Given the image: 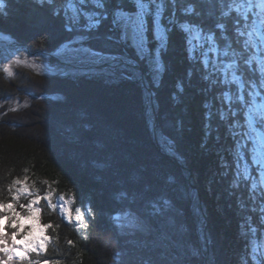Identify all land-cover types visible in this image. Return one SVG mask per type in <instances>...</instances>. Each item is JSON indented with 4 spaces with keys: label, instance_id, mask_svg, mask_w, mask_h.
<instances>
[{
    "label": "trees",
    "instance_id": "trees-1",
    "mask_svg": "<svg viewBox=\"0 0 264 264\" xmlns=\"http://www.w3.org/2000/svg\"><path fill=\"white\" fill-rule=\"evenodd\" d=\"M141 4L147 5L142 30L148 51L143 55L121 23H113L117 12L136 15ZM6 5L8 16L0 18V32L15 41L0 39V60L24 46L41 54L48 65L64 67L54 53L79 37L83 38L79 47L102 53L105 60L119 57L139 64L153 92L162 152L187 166L195 184L192 188L188 171L155 145L148 94L129 66L123 64L110 72L44 73L41 77L19 70L12 83L0 82V177L9 168L15 169L12 176L23 175L22 169L27 167L30 178L56 180L54 196L71 192L73 214L80 207L87 222L86 228L77 220L69 222L58 208L47 215V202L41 200V224L48 220L59 224L55 233L48 230L56 240L39 255L41 264H115L121 246L109 221L120 213L143 217L158 233L167 231L164 217L175 214L174 233L184 227L192 234L194 240L189 238L194 246L196 226L204 224L194 213L197 192L208 215L211 262L239 264L240 258V264H255L253 248L257 254L264 252V185L253 191L252 181L237 175L238 164H243L238 152L250 164L252 142L243 135L249 131L246 125L233 128L230 124L235 120L222 116L228 112V101L223 103L222 95L228 92L235 97L240 88L235 83L221 85L211 68V61L232 63L233 53H241L235 57L240 71L236 75L243 73L246 98L252 85L264 95L260 87L264 44L259 35L248 44L247 33L239 35L237 29L246 32L251 28H244L233 0H228V7H222L221 0H86L83 4L80 0H52L51 4L47 0L43 4L6 0ZM74 9L80 13L78 23L72 18L77 15ZM229 9V17H223ZM85 11L98 12L101 18L107 13L108 19L85 30L89 23ZM159 11L164 41L154 36ZM198 34L211 40L200 41L202 50L192 53L189 39ZM247 59L250 65L244 63ZM25 94L31 106L8 111L10 101ZM233 106L243 111L238 102ZM256 131L264 132V125H257ZM253 175L258 181L255 169ZM10 179H0V184ZM38 186L43 196L45 186ZM15 209L24 216L20 206ZM12 219L15 217H9L8 223ZM22 235L17 233L16 238ZM68 239L73 241L71 245Z\"/></svg>",
    "mask_w": 264,
    "mask_h": 264
},
{
    "label": "clouds",
    "instance_id": "clouds-1",
    "mask_svg": "<svg viewBox=\"0 0 264 264\" xmlns=\"http://www.w3.org/2000/svg\"><path fill=\"white\" fill-rule=\"evenodd\" d=\"M36 2L43 4L44 0H36ZM47 2L51 4L52 0H47ZM6 6V0H0V18L8 16L5 11ZM0 39L9 40L10 42L15 41L13 36L2 32H0ZM43 69V56L39 53L29 52L26 47L20 46L5 59L0 60V82L4 84L12 83L17 79L19 70L32 77H41L44 75ZM2 104L3 102H0V105ZM30 106L31 99L28 94H25L22 99L19 97L12 99L8 111L17 112L21 109H28ZM0 115H3V113H0ZM14 171V168H9L4 176L0 177V179H4L11 176L9 182L0 184V264H41L39 255L47 250L50 241L56 240L55 236L48 234V230L51 229L55 233L59 228V224H55L52 220L41 224L42 208L37 205L40 204L43 197L49 210L47 215H51L57 209L58 205L53 200L54 195L57 194V189L53 185L57 181L39 176L30 178L27 174L29 172L27 167L22 169L24 174L20 176H12ZM38 184L45 186L43 196L39 194L41 188ZM57 198L60 201V213L64 215L65 219L69 222L77 220L81 226L86 228L87 222L84 220L80 207H76L75 214H73L71 208V205L75 202L73 194L61 191ZM25 204H27L26 208L24 207ZM17 205L24 212V216L16 211L15 206ZM9 217H15V219L8 223ZM17 223L20 227L16 228V231H12ZM261 223L264 224V218H262ZM5 224L8 225L7 231L4 227ZM25 224H31L32 228L17 239V232L22 230ZM72 243L71 239L67 240V244L71 245ZM13 245L21 247H13ZM244 255H247V252ZM251 256L255 264H264V252L255 253L254 259L252 251ZM52 264H62V262L53 261Z\"/></svg>",
    "mask_w": 264,
    "mask_h": 264
},
{
    "label": "snow or ice",
    "instance_id": "snow-or-ice-1",
    "mask_svg": "<svg viewBox=\"0 0 264 264\" xmlns=\"http://www.w3.org/2000/svg\"><path fill=\"white\" fill-rule=\"evenodd\" d=\"M80 2L86 3V0H80ZM95 3V0H93ZM139 3V0H138ZM222 7H228V0H221ZM233 4L235 6L236 13H238L239 18L244 21V28L249 29L251 31H244L242 29H237L240 36H244L247 33L248 43L253 42V37L259 35V41L261 44H264V0H240V3H235L233 0ZM140 11L136 14V19L134 20L131 14L127 12H117L116 19L113 23H121L124 28L131 29V39L134 44L140 45L144 47V51H148L146 47V34L142 30V25L146 23L145 12H147V5H140ZM191 11V9H189ZM229 11H224L222 13L223 17H229ZM74 12L77 13L75 15L74 20L79 22V10L74 9ZM83 16L88 20V24L86 25L85 30H92L95 27H98L102 20H107V13L103 14L101 18V14L98 12H83ZM161 11L156 13L154 19V36L158 40H165V31L160 24ZM182 28H187L186 25H181ZM219 27L223 28L224 25H219ZM189 32L192 30L189 29ZM83 38H76V40L71 41V44H64L60 48L56 50L54 53L55 56L60 57L63 55L65 49L71 47L74 44H82ZM211 40V37H203L201 35H197L191 39H189V44L191 48L190 52L196 53L197 51L202 50V46L199 44L200 41ZM259 46V45H256ZM76 52H84L89 54L91 57H101L103 54L95 51H91L88 48H74L72 49ZM241 53H233V62L225 64L223 61L220 63H213L211 61V68L213 73L218 76V82L223 86L231 87L232 84H238L240 88L239 95L235 97L230 95L228 92H225L223 97L224 100L228 101V112L223 113L222 116H229L232 120H235V124H230L233 128H242L244 125L247 126L248 132H244L243 135L247 136L248 140L252 142V147L250 149L251 152V163L249 164L247 157L243 153L238 152V160L243 161L242 165L238 164L237 175L245 182L252 181V189L255 191L258 186L264 185V132H257V125H264V95L261 94V91L255 89V85H252L253 90L247 91V98L245 95V82L241 76H237L236 73L239 71V65L235 63V57H239ZM225 59H227V54H225ZM96 64L100 63V60L97 59L95 61ZM244 63L246 65H250V60H245ZM209 64V61H208ZM53 72L56 71L55 67L51 69ZM91 71L95 72L97 69H91ZM99 71H105L103 68H99ZM261 76L264 77V62H262L261 66ZM223 73V80L220 79V74ZM229 73H231V79H229ZM216 82V81H214ZM260 87L264 89V80H262ZM238 102L243 109L241 111L238 108H235L233 105ZM241 119L243 120V124L241 123ZM255 132V135L252 133ZM242 169V170H241ZM259 173V180L257 181L256 176L253 175V170ZM264 195V194H262ZM43 200V197H42ZM38 206V205H37ZM27 227H23L17 233L29 232L32 228L31 224H25ZM5 230L7 231L8 225H4ZM19 223L17 228H19ZM22 235V236H23ZM21 236V237H22ZM13 247H21L19 245H13ZM256 249L253 248V258L255 259Z\"/></svg>",
    "mask_w": 264,
    "mask_h": 264
},
{
    "label": "rangeland",
    "instance_id": "rangeland-1",
    "mask_svg": "<svg viewBox=\"0 0 264 264\" xmlns=\"http://www.w3.org/2000/svg\"><path fill=\"white\" fill-rule=\"evenodd\" d=\"M132 18L135 20L136 15H132ZM124 30L125 33L129 37H131V29L124 28ZM2 41L6 43L5 40ZM67 44H71V42ZM137 46L139 51L143 55L146 52L144 51V47L140 45ZM74 48H81V47H79L77 44H74L71 45L70 48L65 49L62 56L60 57L54 56V59L59 64L64 66V67H55L56 69L55 72L51 70L53 66H50L43 61L44 73H53V74L61 73V74L78 75L83 73L110 72L114 67L120 66V65H116V62L112 61L113 58L110 60H105V57L103 56L91 57L89 56V54H86L82 51L81 52L73 51L72 49ZM97 59L100 60V63L108 62L107 68L103 67L105 71H99V69L95 67L96 65H98L95 63ZM65 62H70L74 66L73 67L68 66L64 64ZM91 69H97V71L93 72L91 71ZM138 80H139V76H138ZM148 99H149V95H148ZM149 103H150V114H151L150 124L152 129L153 113L151 109L150 100ZM158 141H159V137H158ZM159 144L161 146L160 141ZM161 151H162V146H161ZM195 195H196V206L198 205V207H194V213L195 215H198V217H202L201 208L204 207L202 202L200 204V201L197 197V193ZM57 197L58 195L54 196L53 200L55 203H57L58 205L57 208L59 209L60 201L58 200ZM175 220H177L175 214H170L168 217L165 216L163 223L164 225H166L167 231L165 232L161 231L160 233H158V231L154 230L152 226L149 225L146 219H144L143 217L137 214L130 215L126 213H120L111 216L109 223L111 225V228L115 232V235L118 238V241L120 242V246H121V252L115 258V264H207V263L215 264L211 262L212 260H211L210 252L208 253L207 257H205L207 247H206V238L204 235V224L203 225L200 224L199 226L198 225L196 226V230H197L196 235L198 236V240H196L197 244L192 246L189 238V236L191 237L192 234L189 233L187 229H185L184 227H180L177 231V234L174 233L176 232L174 231ZM168 228L171 229L169 230ZM191 238L193 241L194 238L193 237ZM171 244L173 245V249L170 248ZM210 244H211V240L208 245L209 251H210ZM153 249H156L157 252ZM158 251H160V253H158Z\"/></svg>",
    "mask_w": 264,
    "mask_h": 264
},
{
    "label": "water",
    "instance_id": "water-1",
    "mask_svg": "<svg viewBox=\"0 0 264 264\" xmlns=\"http://www.w3.org/2000/svg\"><path fill=\"white\" fill-rule=\"evenodd\" d=\"M27 50L29 51L28 47H26ZM113 62H116V65H127L129 66L131 69L135 70L137 72V74H139V81L141 82V85L143 86V88L146 90V92L148 93L149 95V100L151 101V109H152V113H153V125H152V131H153V137H154V143L155 145L157 146L158 150L160 152L161 151V146L159 144V141H158V116L156 115V110H155V106H154V102H153V92H152V89L150 88L146 78H145V74H144V71L142 69V67L139 65V64H136V63H129V62H125L123 59L117 57V58H113L112 59ZM64 64L68 65V66H74L72 63L70 62H65ZM107 65H108V62H104V63H99L98 65H96L95 67L96 68H107ZM164 155L170 157L171 159H173L176 163H178L180 165L181 168L185 169L188 171L189 173V178H188V182H189V185L192 187V188H195V184L193 183L192 181V176H191V173H190V170L187 166H185L184 164H181L179 163L178 159L176 158V156L172 155V154H169V153H166V152H162ZM197 197L200 201V204H201V199H200V195L199 193L197 192ZM201 214H202V217L204 219V235H205V238H206V255L205 257H207L208 253L210 252L209 251V242L211 240V237L209 235V231H208V215H207V212L205 210V208H201ZM208 264V263H207Z\"/></svg>",
    "mask_w": 264,
    "mask_h": 264
}]
</instances>
